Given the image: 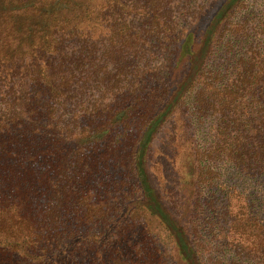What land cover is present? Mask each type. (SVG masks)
<instances>
[{
	"label": "trees",
	"instance_id": "1",
	"mask_svg": "<svg viewBox=\"0 0 264 264\" xmlns=\"http://www.w3.org/2000/svg\"><path fill=\"white\" fill-rule=\"evenodd\" d=\"M1 1L0 264H224L204 258L195 224L152 183L148 155L168 126L196 171L190 215L212 165L233 166L239 225H251L264 264V18L249 28L233 19L246 0H222L197 37L212 5L176 23L173 0ZM231 33L250 49L233 67L214 64ZM154 41L169 51L150 75L136 62ZM193 98L219 114L204 148L185 117ZM250 183L261 189L245 193Z\"/></svg>",
	"mask_w": 264,
	"mask_h": 264
},
{
	"label": "rangeland",
	"instance_id": "2",
	"mask_svg": "<svg viewBox=\"0 0 264 264\" xmlns=\"http://www.w3.org/2000/svg\"><path fill=\"white\" fill-rule=\"evenodd\" d=\"M222 0H173L171 18L176 23H193L196 21V14L199 8L204 13L201 19L203 22L197 28V37L217 9ZM0 2V8L4 6ZM208 6L206 7V5ZM9 5V4H8ZM198 17V15H197ZM264 18V0H246L234 15V21L240 22L246 19L249 28H253L256 20ZM236 39V40H235ZM229 40V41H228ZM238 41L234 43L233 41ZM250 37L233 33L227 35L223 40L222 49L218 50L213 58L214 64H229L233 67L246 53L251 43ZM156 41H154L155 43ZM153 43V44H154ZM231 47V50L229 49ZM240 49L241 53H237ZM169 48L157 41L150 47L149 51L136 63L146 74H159L160 69L165 65ZM234 55V57H233ZM184 63L173 69V74L178 77L184 72ZM113 69L112 66H110ZM132 69V68H130ZM196 100L188 101L185 111L188 120H191L193 134L197 144L201 148L209 145L211 134L217 127L219 114L214 110L201 111ZM169 126L160 133L153 141L151 151L148 155L147 169L152 183L160 194L163 204L176 218L184 222L190 221L189 228H193V236L198 240L204 258L209 260H220L224 264H261L250 253L252 241L255 237L250 224L239 225L243 218V210L240 208V191L238 174L231 165L223 164L217 160L210 170L211 179L198 183L199 201L195 219L190 215L195 185V173H190L192 168L189 158H182V146L176 147L178 142L171 144ZM170 156V157H169ZM209 166L210 163L208 162ZM206 168V167H205ZM207 170V169H205ZM198 175V174H197ZM243 189V188H242ZM261 189L259 183H250L245 193H257ZM244 190V189H243ZM264 213V212H263ZM192 217V219H191ZM264 219V216H263ZM240 220V221H239ZM163 238V234L161 235ZM173 262L165 261L161 264H186L182 259L174 257Z\"/></svg>",
	"mask_w": 264,
	"mask_h": 264
}]
</instances>
